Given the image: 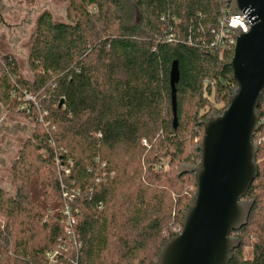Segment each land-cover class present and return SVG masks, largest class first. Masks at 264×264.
I'll list each match as a JSON object with an SVG mask.
<instances>
[{"label": "trees", "instance_id": "obj_1", "mask_svg": "<svg viewBox=\"0 0 264 264\" xmlns=\"http://www.w3.org/2000/svg\"><path fill=\"white\" fill-rule=\"evenodd\" d=\"M65 1V21L54 22L50 13L39 19L27 56L32 81L11 55H0V104L33 125L10 166L14 192L0 189V264H156L165 240L179 232L167 229L173 210L180 227L195 192V174L179 171L199 161L203 123L215 111L209 95L222 103L218 113L232 98L233 52L211 46L207 27L230 5ZM173 60L179 67L176 128ZM24 92L38 105L28 114L18 110ZM43 110L48 114L40 123ZM256 110L258 174L243 197L254 204L246 225L231 232L240 245L228 264H264V94ZM56 159L69 169L62 178L74 196H63ZM32 186L40 188L42 202ZM65 205L75 219L69 230ZM245 244L251 245L247 256ZM47 252H57L54 263Z\"/></svg>", "mask_w": 264, "mask_h": 264}, {"label": "water", "instance_id": "obj_2", "mask_svg": "<svg viewBox=\"0 0 264 264\" xmlns=\"http://www.w3.org/2000/svg\"><path fill=\"white\" fill-rule=\"evenodd\" d=\"M230 10L233 13L231 0ZM239 9L251 4L259 17L247 35L237 36L230 60L233 90L229 106L214 111L203 123L196 165H183L179 175L194 173L195 192L184 211L181 229L165 240L156 264H228L240 240L231 232L246 225L254 202L243 200L257 177V107L264 94V0H237ZM177 60L169 70L173 127H177ZM63 100H60L59 107ZM3 164V163H2Z\"/></svg>", "mask_w": 264, "mask_h": 264}, {"label": "rangeland", "instance_id": "obj_3", "mask_svg": "<svg viewBox=\"0 0 264 264\" xmlns=\"http://www.w3.org/2000/svg\"><path fill=\"white\" fill-rule=\"evenodd\" d=\"M2 1V0H1ZM0 1V10L4 8L6 13L3 15V22L7 25H11L8 29L3 27L0 23V55L9 54L17 62L21 76L26 80H33V73L29 69L27 56L31 46V33L34 27H29L28 25L23 26L25 29L24 33L21 30L14 28L12 24L20 23L24 18L26 10L30 8V5L24 4L21 8H17V0H3ZM38 4L35 5V12H39L45 8L46 12L52 15L54 22L65 21V9L68 2L65 0H36ZM2 4V5H1ZM12 5L14 7H12ZM2 6V8H1ZM11 6V7H9ZM13 9V13L8 11ZM35 15V14H34ZM25 17V20H28ZM134 20L133 15L130 21ZM33 26V25H31ZM209 99L213 103L215 111L222 108V103L215 101L213 95H209ZM19 110V107H18ZM1 124H8L9 130H1ZM33 132V125L26 120L22 115L17 114L14 110H10L8 107L0 104V189H3L7 194H12L14 192V185L11 177L10 166L13 161L17 159L19 151L22 145L31 138ZM200 138L195 137L193 142L198 143ZM3 163V164H2ZM194 185H190L188 190H193ZM31 192H34L33 197L36 201L42 202L41 190L39 187L32 186ZM51 209V205L48 206ZM172 219L174 218V210L172 213ZM170 220L168 223V230L171 231L177 226V221ZM167 231L163 232L164 236H167ZM251 249L250 244H245L243 247L244 256L249 255Z\"/></svg>", "mask_w": 264, "mask_h": 264}, {"label": "built area", "instance_id": "obj_4", "mask_svg": "<svg viewBox=\"0 0 264 264\" xmlns=\"http://www.w3.org/2000/svg\"><path fill=\"white\" fill-rule=\"evenodd\" d=\"M224 1V0H221ZM227 1V0H226ZM228 2V1H227ZM228 4L230 5V3L228 2ZM233 14L231 12L230 9H222V16H220L216 22L213 25H208L207 27L210 30V33L212 34L213 38H212V42H211V46L213 47H218L221 48V50H231L232 52L234 51L235 45H236V38L234 36V32L231 30H228L227 28V23H225L223 25V30L226 31L227 35L221 37L220 33L222 31V26L220 24V20L221 19H226L229 15ZM218 37H220L218 39ZM173 40V36L172 35H168L166 37V41L170 42ZM32 105H34L35 107H37V103L35 102V97L24 92V97H23V102L21 103L19 109L23 110L26 114H28L30 112V109L32 107ZM48 114V112L46 110H43V112L38 116L37 121L38 122H42L43 116H46ZM49 123L44 124V126H47ZM98 136H100V134H98ZM145 144V142H143ZM56 166L62 171V173H59V183H60V188L63 191V196H74V194H68L67 191H65V185L63 182V178H62V174H69V169L67 167L62 166V164L59 163V160L56 159L55 161ZM98 181V180H97ZM63 213L67 219V227L66 229L69 230L71 227H73V225L75 224V219L71 214V209L65 205L63 208ZM181 226L175 227V230H179L180 231ZM60 249L64 248V244H61L58 246ZM57 252H47L46 253V257L48 259V261L50 263H54V256L56 255Z\"/></svg>", "mask_w": 264, "mask_h": 264}, {"label": "clouds", "instance_id": "obj_5", "mask_svg": "<svg viewBox=\"0 0 264 264\" xmlns=\"http://www.w3.org/2000/svg\"><path fill=\"white\" fill-rule=\"evenodd\" d=\"M233 7V14L229 15L226 19H221L220 24L222 26V31L220 36H226V31L223 30V25L227 23L228 30L233 31L237 36L247 35L250 32V28L254 26L255 22L258 21L259 17L257 15H252L255 12V8L249 4L242 10L239 9L237 0H231ZM220 37H218L219 39Z\"/></svg>", "mask_w": 264, "mask_h": 264}, {"label": "flooded vegetation", "instance_id": "obj_6", "mask_svg": "<svg viewBox=\"0 0 264 264\" xmlns=\"http://www.w3.org/2000/svg\"><path fill=\"white\" fill-rule=\"evenodd\" d=\"M24 4L30 5V8L28 10H26V12L24 14L25 16L20 23H14L12 25H14L13 27L16 28L17 30H21L22 33H24V31H25V29H23V26L28 25L29 27H34L33 28L34 30L30 35V37L32 38L31 39V43H32V41L35 37V34H36V28H37L39 19L41 18V16L44 13H49V12H46L45 8L39 12L38 11L35 12L33 9H36L35 5L38 4L36 0H17V6L16 7L21 8L22 6H24ZM9 7H11V6H9ZM12 7H14V6L12 5ZM1 8H2V6H1ZM8 12L12 14L14 11H13V9H10ZM4 13H6V10L4 8H2V10H0V23L2 24L3 27L10 29L11 25H7V24H5V22H3ZM25 17H28L29 19L25 20ZM31 25H33V26H31ZM1 130H3V131L5 130V132L11 131V129L9 130L8 124H1Z\"/></svg>", "mask_w": 264, "mask_h": 264}]
</instances>
